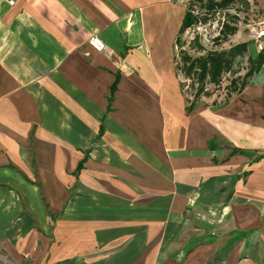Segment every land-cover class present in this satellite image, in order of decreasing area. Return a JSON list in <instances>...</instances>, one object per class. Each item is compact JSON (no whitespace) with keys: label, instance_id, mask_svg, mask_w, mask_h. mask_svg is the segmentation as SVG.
Returning <instances> with one entry per match:
<instances>
[{"label":"crops","instance_id":"0c3cea01","mask_svg":"<svg viewBox=\"0 0 264 264\" xmlns=\"http://www.w3.org/2000/svg\"><path fill=\"white\" fill-rule=\"evenodd\" d=\"M189 1L0 0V264H264V65L189 111Z\"/></svg>","mask_w":264,"mask_h":264},{"label":"trees","instance_id":"16d2710c","mask_svg":"<svg viewBox=\"0 0 264 264\" xmlns=\"http://www.w3.org/2000/svg\"><path fill=\"white\" fill-rule=\"evenodd\" d=\"M239 2L246 6L247 9L250 7L249 0H190L187 6L186 15L183 22L181 33L194 22L196 26L200 22H206L209 17L213 14H217L220 17H225L229 13L227 9ZM203 9V11H200ZM239 16L238 14H236ZM238 30L237 24L231 23L228 18H225L222 23L220 31V37L227 39L229 36L235 34ZM179 40V39H178ZM196 41H200V36L197 34ZM247 59L248 66L244 75H239L240 71H236V66L242 65ZM264 65V48L260 50L256 57H252L249 54L248 42H240L232 45L221 51L208 52L199 58H196V63H192L191 66L186 69V76H191L192 68H196V75H198V87L196 88V97L191 100L188 110L191 111L196 103L202 99L203 96H211L206 90L207 80L209 79L210 84L219 85L221 83L224 73H235L231 79V87L227 89L228 96L226 99L232 96L233 92L239 91L244 88L250 77L256 72H259ZM178 70L180 71L179 64ZM244 67H242L243 69ZM183 83V82H182ZM184 85V84H183ZM185 88V85L183 86Z\"/></svg>","mask_w":264,"mask_h":264},{"label":"rangeland","instance_id":"374dc122","mask_svg":"<svg viewBox=\"0 0 264 264\" xmlns=\"http://www.w3.org/2000/svg\"><path fill=\"white\" fill-rule=\"evenodd\" d=\"M249 9H247L243 4L236 2L231 6V8L227 9L229 13L227 16L221 18L217 14H213L212 19L214 21H219V25H222L223 19L228 18L231 23L235 22L237 24L238 31L241 30L244 33L250 32L251 27L256 26L258 22L262 21V19H260V12L257 8L253 11H250ZM200 11H203V9H200ZM248 24H251L252 26H248ZM206 29L207 30H205L202 26H196V23L194 22L181 33L176 47L177 61L180 68L179 72L183 78V84L185 85V90L190 98V101L196 97V88L199 85L198 75H196V68H192L193 71L190 74L191 76H186V69H188L192 63H196V58L206 55L208 52L221 51L229 48L234 45L237 40L236 36L234 37V34L229 36L227 39L221 38L218 26L213 25L209 28L207 27ZM197 34L200 36V41L198 42L196 41ZM250 36L251 40L256 41L252 34ZM247 64L248 62L246 59L245 63L235 67L236 71H240L238 73L239 75L245 74L247 70L246 67L248 66ZM242 67L244 68L242 69ZM235 75L236 74L234 72L224 73L221 83L217 86L210 84L208 79L206 90H208V92L211 94V98H208L210 96H203L199 103L204 100V102L211 103L213 101H217L218 103L224 102L228 96L226 91L231 87L230 82Z\"/></svg>","mask_w":264,"mask_h":264},{"label":"built area","instance_id":"2783aa9c","mask_svg":"<svg viewBox=\"0 0 264 264\" xmlns=\"http://www.w3.org/2000/svg\"><path fill=\"white\" fill-rule=\"evenodd\" d=\"M11 3L14 2V0H10ZM218 14V13H217ZM219 16V15H218ZM220 17V16H219ZM213 16L209 17L206 22H200L198 26H202L205 30L206 28L211 27L213 25L219 27V32L221 31L222 25H219V21L213 20ZM223 18V17H221ZM224 21V19H223ZM222 21V23H223ZM250 32L253 36V38L258 42L260 49L264 48V20L257 23L256 26L251 27ZM89 44L97 51H103L106 49V43L105 41L99 36L94 35L90 38ZM2 256V247L0 246V257Z\"/></svg>","mask_w":264,"mask_h":264}]
</instances>
